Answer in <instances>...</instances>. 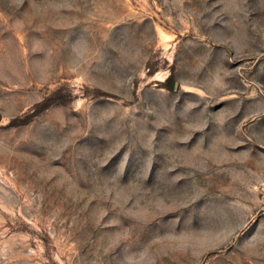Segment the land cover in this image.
Segmentation results:
<instances>
[{
	"label": "rangeland",
	"instance_id": "obj_1",
	"mask_svg": "<svg viewBox=\"0 0 264 264\" xmlns=\"http://www.w3.org/2000/svg\"><path fill=\"white\" fill-rule=\"evenodd\" d=\"M0 264H264V0H0Z\"/></svg>",
	"mask_w": 264,
	"mask_h": 264
},
{
	"label": "trees",
	"instance_id": "obj_2",
	"mask_svg": "<svg viewBox=\"0 0 264 264\" xmlns=\"http://www.w3.org/2000/svg\"><path fill=\"white\" fill-rule=\"evenodd\" d=\"M174 82L173 75L169 76L168 79L165 81V83L168 85V88L171 89L172 83Z\"/></svg>",
	"mask_w": 264,
	"mask_h": 264
}]
</instances>
